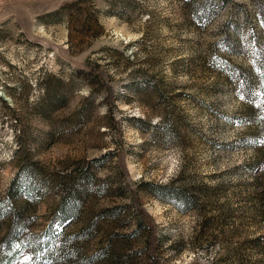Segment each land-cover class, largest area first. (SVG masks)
Segmentation results:
<instances>
[{"label":"rangeland","instance_id":"374dc122","mask_svg":"<svg viewBox=\"0 0 264 264\" xmlns=\"http://www.w3.org/2000/svg\"><path fill=\"white\" fill-rule=\"evenodd\" d=\"M0 264H264V0H0Z\"/></svg>","mask_w":264,"mask_h":264},{"label":"trees","instance_id":"16d2710c","mask_svg":"<svg viewBox=\"0 0 264 264\" xmlns=\"http://www.w3.org/2000/svg\"><path fill=\"white\" fill-rule=\"evenodd\" d=\"M151 188H153V190H158L159 194H161L162 196H167V197H172L171 195H174V193L176 192V188L171 184V183H158L155 182V184L151 183ZM185 201H188L187 198H185ZM47 253V252H45ZM43 254V253H41ZM40 257L36 258V261H39ZM35 261V262H36Z\"/></svg>","mask_w":264,"mask_h":264}]
</instances>
